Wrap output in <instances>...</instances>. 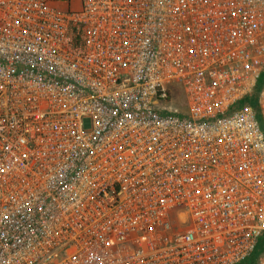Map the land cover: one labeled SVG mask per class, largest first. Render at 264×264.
<instances>
[{
  "label": "built area",
  "instance_id": "built-area-1",
  "mask_svg": "<svg viewBox=\"0 0 264 264\" xmlns=\"http://www.w3.org/2000/svg\"><path fill=\"white\" fill-rule=\"evenodd\" d=\"M0 264H264V0H0Z\"/></svg>",
  "mask_w": 264,
  "mask_h": 264
},
{
  "label": "trees",
  "instance_id": "trees-1",
  "mask_svg": "<svg viewBox=\"0 0 264 264\" xmlns=\"http://www.w3.org/2000/svg\"><path fill=\"white\" fill-rule=\"evenodd\" d=\"M178 93L181 94V90H178Z\"/></svg>",
  "mask_w": 264,
  "mask_h": 264
},
{
  "label": "rangeland",
  "instance_id": "rangeland-1",
  "mask_svg": "<svg viewBox=\"0 0 264 264\" xmlns=\"http://www.w3.org/2000/svg\"><path fill=\"white\" fill-rule=\"evenodd\" d=\"M255 102H253V104H254Z\"/></svg>",
  "mask_w": 264,
  "mask_h": 264
}]
</instances>
